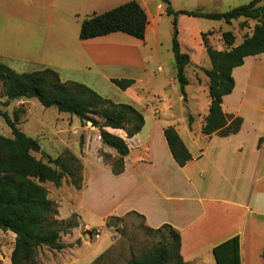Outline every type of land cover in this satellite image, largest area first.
Here are the masks:
<instances>
[{"label": "crops", "instance_id": "1", "mask_svg": "<svg viewBox=\"0 0 264 264\" xmlns=\"http://www.w3.org/2000/svg\"><path fill=\"white\" fill-rule=\"evenodd\" d=\"M127 1L130 0H0V59H10L11 66L6 64L15 70L40 61L50 65L43 51L47 52L46 40L53 30L56 39L51 53L54 52L55 70L63 81L83 82L98 93L109 87L127 94L135 85L143 86L141 90L154 85L150 91L156 95H166L169 89L179 91L174 54H160L163 15L172 17L163 1L152 11L147 0H137L148 15L144 39L124 32L80 39L85 17ZM232 1L187 0V8L175 9L174 0H170L175 10L210 12H224L219 7ZM214 21L220 20L185 14L178 18L181 48L187 50L195 65L205 66L207 51L199 39L203 32L216 30ZM9 30L15 35L25 31L29 41L38 39L37 51L44 58L32 50L22 54L8 47V52L3 51ZM240 42L236 40L235 44ZM233 76L235 87L223 97L222 107L226 113L243 118L239 132L229 136L204 134L211 98L203 88L205 99L195 112L189 108L186 85L185 121L188 125L187 107L194 121L191 128L188 125L187 141L180 129L179 132L193 158L182 167L175 162L163 131L171 122L154 117L149 127L145 121L141 132L132 138L124 137L130 146L124 171L115 175L110 170L114 180L126 184L127 191L146 183L153 185V192H143L138 200L141 202L131 204L121 214L136 211L153 228L166 223L175 227L181 234L180 253L185 264H218L214 248L234 236H239L240 264H264V53L245 57L243 65L233 70ZM112 78H131L135 84L122 90ZM139 99L144 103L145 98ZM73 213L85 222L80 212L74 209Z\"/></svg>", "mask_w": 264, "mask_h": 264}, {"label": "trees", "instance_id": "2", "mask_svg": "<svg viewBox=\"0 0 264 264\" xmlns=\"http://www.w3.org/2000/svg\"><path fill=\"white\" fill-rule=\"evenodd\" d=\"M161 1L167 6V14L173 17L172 51L177 68L178 89L184 99L188 84L186 66L192 60L190 54L183 51L180 45L179 16L185 14L224 20L227 23L241 17L257 20L252 33L246 35L237 45L236 35L232 31L222 32L227 49H215L208 43L206 33L202 35L211 62L210 68H203L209 80L211 98L203 133L229 136L239 132L243 118L223 110V97L233 91V70L243 65L245 57L264 53L263 0H251L224 12L175 10L170 0ZM147 25L148 15L145 9L137 0H130L105 12L85 17L81 22L79 37L87 40L113 32H124L144 39ZM0 80L6 87L9 100L14 95L37 98L45 107H55L59 112L77 117L82 125L90 123L98 128L102 142L119 154V158L111 166L112 172L118 175L124 171V158L130 153V146L126 138L108 128L124 130L127 138L141 132L145 125V116L136 106L104 97L83 82L63 81L58 71L50 67L19 72L0 61ZM111 81L122 90L135 84V80L131 78H112ZM1 114L11 128L12 136L0 133V229L15 234L11 264H32L36 250L42 246L57 250L65 248L61 241L62 233L78 225L75 215L61 223L55 219L58 207L49 197L45 183L51 182L59 186L66 180L81 189L84 186L82 163L70 151L56 157L46 153L42 150L39 139L29 136L19 128L17 112L14 119L6 112ZM193 121L194 117L189 114L190 128ZM163 131L175 162L181 167L185 166L193 156L179 129L170 124ZM35 153H41L47 160L37 158ZM132 212L145 217L136 211ZM105 223L106 226L111 225L108 219ZM146 228L158 238V242L140 255L132 252L127 264H185L180 253L181 234L175 227L166 223L158 228L149 225ZM214 254L218 264H240L239 236L216 246ZM262 256L264 258V251ZM0 264L5 263L0 259Z\"/></svg>", "mask_w": 264, "mask_h": 264}, {"label": "rangeland", "instance_id": "3", "mask_svg": "<svg viewBox=\"0 0 264 264\" xmlns=\"http://www.w3.org/2000/svg\"><path fill=\"white\" fill-rule=\"evenodd\" d=\"M147 1L152 11L161 2V0ZM250 1L233 0L219 7V9L228 11ZM174 2L175 9L187 8V0H174ZM158 7L159 5L156 8ZM172 18L163 15L161 55L173 54ZM214 23H217L214 24L216 30L203 33H206L207 41L212 47L223 50L227 49L228 46L224 42L222 32L232 31L236 35L237 42H240L243 39L242 33H245V36L252 33L257 20L241 17L232 20L230 23L224 20L214 21ZM8 32H10L9 41H6L8 44L5 47H1L3 51L8 52V47L22 54L24 50H32L38 57L44 58V54L37 51L40 49L37 46L38 39L29 41L24 36L25 31L23 30H20L16 35L13 30ZM53 32L51 30L48 33L47 52L43 51L47 54V61H44L50 65L40 61L34 64H26L24 67L19 66L16 70L21 72L22 70L36 71L45 67L55 69L54 52L51 53V50L55 48L54 40L56 39ZM203 33L199 43L206 50ZM0 61L9 65L11 62L8 58L0 59ZM204 65L199 66L192 62L190 68L187 66L185 72L188 79L187 88H185L190 96L189 108L195 112L196 108L202 107L205 92L209 94V80L203 72V68L211 67L208 55ZM63 76L66 75L63 73ZM151 86L153 89L154 85ZM141 87L143 86L137 87L135 85L133 90L127 94L105 87L100 94L116 102L130 103L136 106L145 116L146 127H149L150 122L154 121V117H161L162 122L169 124L175 122L173 125L180 129L184 140L187 141V129L189 131V127L185 121L186 101H184L183 95L178 90L172 89H169L166 95H156L151 92L152 89H148L151 90L149 92L148 90H141ZM203 88H206L205 92ZM139 97L145 98L144 103ZM1 112L8 113L12 119L17 112L19 128L29 136L39 139L42 150L46 153L56 157L70 151L80 158L82 163L84 186L81 189H77L66 180H63L59 186L51 182L45 183L49 197L58 207V214L55 219L61 223L75 215L78 225L66 229L62 233L61 241L65 244V248L57 250L42 246L36 250L32 264H127L132 252L140 255L158 242V238L147 231L148 224L145 217L133 212L121 214L131 204L141 202L138 200L142 197L143 192H153V185L146 183L127 191V186L123 181L114 180L110 170L114 161L119 158V154L102 142L98 128L91 126L90 123L82 125L77 117L59 112L55 107H45L37 98L19 97L9 100L2 80H0V133L12 136L11 128ZM112 132L126 137L124 130L114 129ZM133 151L137 150L134 149ZM35 156L42 158L43 161L47 160L46 157H42L41 153H35ZM74 209L80 212L85 222L79 220V216L73 213ZM107 219L111 222L110 226H106ZM14 242L15 234L13 232L0 229V259L5 264H11L10 252L14 247Z\"/></svg>", "mask_w": 264, "mask_h": 264}, {"label": "water", "instance_id": "4", "mask_svg": "<svg viewBox=\"0 0 264 264\" xmlns=\"http://www.w3.org/2000/svg\"><path fill=\"white\" fill-rule=\"evenodd\" d=\"M19 97H20L19 95H14V96L10 97V99L12 100V99L19 98Z\"/></svg>", "mask_w": 264, "mask_h": 264}]
</instances>
